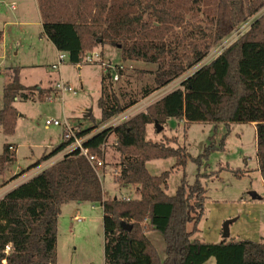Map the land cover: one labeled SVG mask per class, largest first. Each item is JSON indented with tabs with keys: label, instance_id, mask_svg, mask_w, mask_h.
<instances>
[{
	"label": "trees",
	"instance_id": "trees-1",
	"mask_svg": "<svg viewBox=\"0 0 264 264\" xmlns=\"http://www.w3.org/2000/svg\"><path fill=\"white\" fill-rule=\"evenodd\" d=\"M37 1L43 34L59 52L71 54L73 63L94 49L111 45L119 49L122 62L155 64L152 84L141 89V97L187 75L179 87L145 111L103 128L84 142L90 153L103 159V147L114 135L121 153L116 181L121 186L135 185L140 197H108L88 159L79 149L69 151L0 198V264H57L58 221L62 205L68 201L99 203L102 207L105 264H204L211 257L216 264H264L262 240L222 238L206 242L196 237L207 199L203 184L206 173L199 169L192 183L184 175L175 194L167 192L173 169H184L189 159L200 166L214 145L193 157L184 147L148 140L146 132L149 124L158 121L165 126L170 118L225 124L229 130L232 123H254L257 169L264 181V14L221 53L201 63L215 44L258 14L264 0ZM16 71L2 90L0 126L8 135L14 133L19 116L16 99L45 100L49 91L23 84ZM108 76L103 74L101 80L100 122L139 100L128 98L122 87L117 93ZM96 126L80 129L78 135H88ZM70 143L53 146L27 170ZM12 146H3L0 175L15 159ZM167 158L176 159L171 169L159 175L149 171L147 161ZM236 174L243 175L242 170ZM122 221L131 229L123 228ZM149 231L163 235V258L147 235Z\"/></svg>",
	"mask_w": 264,
	"mask_h": 264
},
{
	"label": "rangeland",
	"instance_id": "rangeland-1",
	"mask_svg": "<svg viewBox=\"0 0 264 264\" xmlns=\"http://www.w3.org/2000/svg\"><path fill=\"white\" fill-rule=\"evenodd\" d=\"M12 3L15 4L14 8L10 6ZM40 14L37 0H0V31L4 33V39L0 43V108L4 84L11 80L16 69L22 83L50 87L46 92L47 97L54 96L53 99L45 100L16 99L14 104L19 116L14 133L5 134L0 126V155L5 143L15 144L19 163L24 167H29V164L37 161L47 150L50 151L62 141V128L46 127V119H68L72 125L79 124L75 126L78 129L82 128L80 122L86 126L96 124V131L109 123L100 122L101 109L98 106L102 93L101 80L105 73L94 64L85 63L78 68L72 62L74 57L67 52L66 61L54 69L53 64L57 62L59 52L43 34ZM258 14H264V7ZM236 35L234 31L230 36L234 39L238 36ZM218 44L220 42L211 50ZM99 49L107 61L113 64L122 63L124 66L123 74H120L117 81L109 79L113 82L116 92L120 93L122 87L128 98L139 99L136 104L144 103L140 110L133 109L130 118L145 111L149 105L179 87L181 78L187 75L154 91L145 99L146 97L140 95L141 89L152 84L156 65L131 60L122 62L120 51L115 46L104 45ZM207 60L204 59L205 62ZM191 71L193 69L189 72ZM61 81L73 90L58 91L56 82ZM89 111L92 114L86 117ZM147 137L152 141L168 142L174 147H184L193 157L204 153L207 146L214 145L200 166L189 159L184 169L174 168L168 179L167 192L172 195L177 191L184 175L187 182L192 183L199 169L206 173L203 184L207 189V199L204 215L198 223L197 238L206 242L220 241L217 236L223 238L221 232L224 223L232 220L229 225L231 235L228 238L264 241V181L257 169L254 124L236 122L230 125L229 130L225 124L184 123L179 119L170 118L161 131L156 129L154 123L149 124ZM117 145L115 136L111 135L103 147L104 164L98 168V173L104 191L108 197H116L119 200L125 197L137 199L140 194L135 185L121 186L116 181L121 159ZM61 156L62 153L56 158ZM175 161V158L154 159L147 162V167L152 174L159 175L171 169ZM9 167L14 168L15 164H9ZM237 170H242L243 175L238 176ZM24 171H20L18 176ZM33 175L27 174L25 180ZM251 191L256 192V197H252ZM147 235L163 258V235L157 231H149ZM57 254V264H105L103 210L99 203L68 201L62 205L58 221ZM204 264H216V260L211 257Z\"/></svg>",
	"mask_w": 264,
	"mask_h": 264
},
{
	"label": "built area",
	"instance_id": "built-area-1",
	"mask_svg": "<svg viewBox=\"0 0 264 264\" xmlns=\"http://www.w3.org/2000/svg\"><path fill=\"white\" fill-rule=\"evenodd\" d=\"M12 8L15 7V5H11ZM260 16L259 14L254 15L252 18L249 19V21H246L245 23L241 24L239 27H237L234 31L235 33H237V37L232 39L231 38V34L234 32H232L226 39L222 40L223 42L220 41V44H218L217 47L213 48L209 54L205 57V59H208L206 62L203 60L201 63L205 64L208 61H210L212 58H214L216 55H218L219 53H221L227 46H229L234 40H236L237 38H239L250 26L251 23L254 21V19ZM247 27V28H246ZM66 52H59L58 53V60L56 63L53 64V68L57 69L59 67V65L63 62L66 61ZM94 64L95 66H98L102 72H104L107 75H110V77L114 80L117 81L120 77V70L124 68V66L122 64H113L111 61H107L104 56L103 53L100 49H94L88 53L85 54V56H83L77 63H74L77 65V67H80L82 64ZM56 88L58 89V91L62 92V91H71L73 90L68 84H66L65 82L61 81V82H57L56 83ZM167 94V93H166ZM151 96V95H149ZM148 96V97H149ZM54 96H49L48 99H53ZM148 97H146L145 99H147ZM163 97V96H162ZM136 105V106H135ZM132 107L128 108L127 110L123 111L120 114L115 115L114 117H112L111 119H109V123L104 127H109V126H114L120 123H123L124 121L128 120L130 118V114L133 112L134 110H140L143 106L144 103L140 102L138 104H135ZM45 124L47 126H58L62 128V141H69L71 140V143L67 146V148H69V150L66 148L65 150H63L64 152H62V156L61 158L64 156L65 153L72 151L74 149H79L80 150V154L84 155L88 161L90 162V164L92 165V167L98 172V168L103 166V159L99 158L96 154L90 153V151L88 150L87 147L84 146V142L94 133L102 130H98V131H94L93 133H90L88 135L85 136H79L78 135V131L80 129H78L77 127L73 126L68 119H46ZM11 149H13V147H10ZM60 153L56 154L51 162H48L46 165H42L43 167L37 170V173L40 172L41 170H43L44 168L52 165L54 162H56L57 160L61 159L56 158L57 155H59ZM55 159V160H53ZM99 174V173H98ZM7 193V192H6ZM5 195V194H4ZM3 195V196H4ZM2 196V197H3ZM0 197V198H2ZM130 199V198H127ZM79 219V218H77ZM7 249H9V246H7Z\"/></svg>",
	"mask_w": 264,
	"mask_h": 264
},
{
	"label": "crops",
	"instance_id": "crops-1",
	"mask_svg": "<svg viewBox=\"0 0 264 264\" xmlns=\"http://www.w3.org/2000/svg\"><path fill=\"white\" fill-rule=\"evenodd\" d=\"M13 5H15L14 3H12ZM12 4H10V6L12 5ZM37 4H38V1H37ZM12 7V6H11ZM38 8H39V6H38ZM40 11V10H39ZM40 16H41V14H40ZM43 21H42V18H41V29L43 30V27H42V25H43V23H42ZM2 32V31H1ZM45 36V35H44ZM45 38H47V36H45ZM3 39H4V33L2 32V38H1V40H0V43L3 41ZM48 39V38H47ZM54 45V44H53ZM55 46V45H54ZM56 48V47H55ZM56 51L57 52H59L57 49H56ZM103 53V52H102ZM104 54V53H103ZM78 68H80V67H78ZM57 83V82H56ZM24 84V83H23ZM5 85V84H4ZM25 85H27V84H25ZM28 85H38V87H42V88H44V89H48V88H50V87H43V86H41V85H39V84H28ZM88 112L86 113V117H89L88 115ZM92 114V113H91ZM179 120H181V121H183L184 123H186V120L185 119H179ZM80 124H82V128H81V130L82 129H85V128H88V127H90V126H86V125H83V123H81L80 122ZM252 124H254V123H252ZM77 125H79V124H73V126H77ZM255 125V124H254ZM46 127H50V126H47L46 125ZM79 128V129H80ZM147 130H148V126H147ZM95 131V130H94ZM93 131V132H94ZM93 132H91V133H93ZM147 132V131H146ZM147 139L148 140H150L148 137H147ZM62 141H60V142H58L57 144H59V143H61ZM9 144H12V143H9ZM56 144V145H57ZM13 146V151L15 152V159L12 161V162H10L9 164H15V167L13 168V167H9V164H7L6 165V169H5V172H4V174L3 175H0V197H2L6 192H8L9 190H11L12 188H14V187H16L17 185H19V184H21L22 182H24V181H26L25 179H26V175L27 174H29L30 173V175H33V174H35V173H37V168H39L40 166H42V165H44V164H46V163H48L49 162V160L51 161L52 160V158L54 157H51V158H48L47 160H44V161H42L39 165H37L36 167H34V168H31V169H26L27 167H24L23 165H21L20 163H19V160H18V157H17V145H15V144H12ZM50 148V147H49ZM51 149V148H50ZM46 152H49L48 150L46 151ZM62 152H64V151H62ZM62 152H60V153H62ZM42 156V155H41ZM40 156V157H41ZM154 160V159H153ZM149 161H151V160H149ZM148 162V161H147ZM33 164V163H32ZM32 164H29L28 166H30V165H32ZM146 165H147V163H146ZM25 170V171H24ZM22 171H24L20 176H18L20 173ZM20 172V173H19ZM27 177H29V175L27 176ZM103 184V183H102ZM77 217V216H76ZM222 233L223 232H221V235H222ZM231 235V234H230ZM230 237V236H229ZM217 239H222V236L220 237L219 235L217 236ZM230 239V238H229ZM232 239H235V238H232ZM57 263H58V258H57Z\"/></svg>",
	"mask_w": 264,
	"mask_h": 264
},
{
	"label": "water",
	"instance_id": "water-1",
	"mask_svg": "<svg viewBox=\"0 0 264 264\" xmlns=\"http://www.w3.org/2000/svg\"><path fill=\"white\" fill-rule=\"evenodd\" d=\"M87 115L90 116V115H91V111H89ZM154 124L156 125V129H157L158 131L163 130V127H164V126L160 125V124L158 123V121H155ZM250 193H251L252 197H256V192L251 191ZM115 198H116V197H115ZM231 222H232V220H227V221L224 223V226H223V238H228V237L230 236L229 225H230ZM121 225H122L123 228H125V229H128V230L131 229V225L128 224V223H126L125 221H122V222H121Z\"/></svg>",
	"mask_w": 264,
	"mask_h": 264
}]
</instances>
